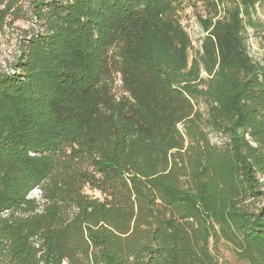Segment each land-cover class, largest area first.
Here are the masks:
<instances>
[{
  "label": "trees",
  "instance_id": "16d2710c",
  "mask_svg": "<svg viewBox=\"0 0 264 264\" xmlns=\"http://www.w3.org/2000/svg\"><path fill=\"white\" fill-rule=\"evenodd\" d=\"M225 1L0 0V34L40 29L0 75V264H264V0Z\"/></svg>",
  "mask_w": 264,
  "mask_h": 264
},
{
  "label": "rangeland",
  "instance_id": "374dc122",
  "mask_svg": "<svg viewBox=\"0 0 264 264\" xmlns=\"http://www.w3.org/2000/svg\"><path fill=\"white\" fill-rule=\"evenodd\" d=\"M230 7V0H226L218 5L217 18H222L224 12L230 9ZM206 17V12L199 4L196 7H184L182 11L176 12L175 20L179 27L188 35L190 40V47L188 49L189 61L196 58L198 54L201 53V38L205 33L202 30L200 20ZM240 17H242L244 21V36L248 55L252 58L264 61V45L260 40L261 33L264 31V5L255 4L249 9L247 15L241 11ZM7 24V27L4 28V33L0 34V75L12 73V63L19 58V39L30 36L34 32H40L37 25L31 24L25 19H14ZM115 86H119L118 81H116ZM198 108L200 111L205 112L203 104H200ZM209 139L211 143L220 145L226 142L227 136L210 133ZM86 193L93 195V193L88 190H86ZM38 197L39 191L37 189L31 190L28 194V198L38 199ZM215 256L219 264H246L242 261H238L232 254L230 247L222 242L218 244Z\"/></svg>",
  "mask_w": 264,
  "mask_h": 264
}]
</instances>
